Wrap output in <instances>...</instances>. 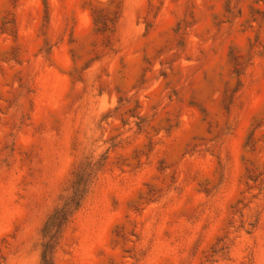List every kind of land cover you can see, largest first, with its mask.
<instances>
[{"label": "rangeland", "instance_id": "374dc122", "mask_svg": "<svg viewBox=\"0 0 264 264\" xmlns=\"http://www.w3.org/2000/svg\"><path fill=\"white\" fill-rule=\"evenodd\" d=\"M0 264H264V0H0Z\"/></svg>", "mask_w": 264, "mask_h": 264}]
</instances>
